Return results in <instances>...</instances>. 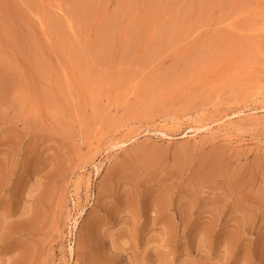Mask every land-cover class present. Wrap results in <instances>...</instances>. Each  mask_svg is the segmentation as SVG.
<instances>
[{
  "label": "rangeland",
  "instance_id": "1",
  "mask_svg": "<svg viewBox=\"0 0 264 264\" xmlns=\"http://www.w3.org/2000/svg\"><path fill=\"white\" fill-rule=\"evenodd\" d=\"M0 264H264V0H0Z\"/></svg>",
  "mask_w": 264,
  "mask_h": 264
},
{
  "label": "bare ground",
  "instance_id": "2",
  "mask_svg": "<svg viewBox=\"0 0 264 264\" xmlns=\"http://www.w3.org/2000/svg\"><path fill=\"white\" fill-rule=\"evenodd\" d=\"M3 83V82H2ZM238 112L237 113H234V114H232V116H230V117H226V118H228V119H230V118H232V117H234V116H238ZM217 122H220V123H223V120H215V121H212V122H209V123H203V124H201V125H196V126H190V127H188V131L182 136L183 138H187V137H195L197 134L199 135L200 133H206V132H209V131H211V125L212 124H214L215 126H216V124H218ZM218 126V125H217ZM220 126H222V125H220ZM220 126H218V128L220 127ZM220 129V128H219ZM219 129H217V130H219ZM153 133H154V135H156L157 137H160V138H166V137H169L170 138V136H168L166 133H164L163 131H161V130H154L153 131ZM145 135H147V134H145ZM144 135V136H145ZM135 137V136H134ZM133 137V138H134ZM116 147H120V144L119 143H116V144H113L111 147H109V149L111 150L112 148H116ZM76 226H77V221L76 220H74V228H76ZM68 251H69V254L70 255H72V253H73V248H72V246H70L69 248H68Z\"/></svg>",
  "mask_w": 264,
  "mask_h": 264
}]
</instances>
